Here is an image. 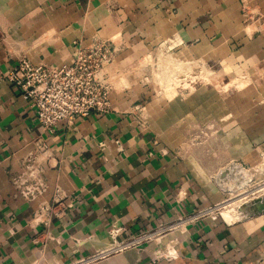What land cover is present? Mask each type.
Returning a JSON list of instances; mask_svg holds the SVG:
<instances>
[{"label": "crops", "instance_id": "obj_1", "mask_svg": "<svg viewBox=\"0 0 264 264\" xmlns=\"http://www.w3.org/2000/svg\"><path fill=\"white\" fill-rule=\"evenodd\" d=\"M95 33L123 40V68L161 42L218 61L230 70L223 78L247 73V86L227 94L247 100L248 108L215 112L221 123L208 125L203 104L192 107L205 100L195 92L169 104L162 121L155 120L160 109H153L150 123V94L115 86L110 112L92 111L43 132L6 74L23 55L34 63L69 62ZM197 129L220 133L221 150L242 164L264 158V0H0V264L67 263L106 245L114 223L128 239L219 202L215 166L221 162L210 165L207 151H192L189 138ZM40 134L48 143L36 154L45 198L52 201L58 188L66 208L48 224L34 216L37 202L23 198L15 184ZM223 219L188 220L172 236L94 264H264V211ZM168 251L177 257L154 259Z\"/></svg>", "mask_w": 264, "mask_h": 264}, {"label": "built area", "instance_id": "obj_2", "mask_svg": "<svg viewBox=\"0 0 264 264\" xmlns=\"http://www.w3.org/2000/svg\"><path fill=\"white\" fill-rule=\"evenodd\" d=\"M123 45V40L115 36L95 33L88 44L76 47L69 62L34 63L28 56H20L14 67L6 74V80L19 90L21 97L34 110L43 132L50 133L59 122L70 123L77 118L89 116L92 111L104 114L113 109L110 94L115 86L110 77L113 65L124 49ZM47 145L43 134L33 140L32 151L28 153L23 171L15 184L23 198L37 202L34 216L44 219L48 224L53 216L61 218L66 208L65 205L61 206L64 196L58 188L52 201L45 198L48 186L43 178L44 169L37 161L36 154L45 152ZM232 168H240L246 172L238 162H231L228 168L220 173L218 185L230 196L232 192L240 190L252 180L248 175L244 178L233 176L235 185L231 190H227L228 182L223 185L220 179L226 177L227 181H231L229 172ZM224 200L226 199L204 206L194 214L180 216L176 222L159 224L150 230L134 234L128 239L121 238L125 228L114 223L108 230L106 245L67 263L57 264H94L128 248H143L158 241L177 226L186 224L188 220L206 215L219 218L221 216L219 205ZM58 206L61 207L57 209ZM176 257L175 251H169L156 254L154 259Z\"/></svg>", "mask_w": 264, "mask_h": 264}, {"label": "rangeland", "instance_id": "obj_3", "mask_svg": "<svg viewBox=\"0 0 264 264\" xmlns=\"http://www.w3.org/2000/svg\"><path fill=\"white\" fill-rule=\"evenodd\" d=\"M161 44V42L159 44H154L151 50L141 55L139 58H136L134 62L128 64L127 68L119 66V60L117 59L116 63L113 65V72L110 77L114 86L118 88L123 86H129L133 89L142 87L150 94L151 97L145 109V113L147 114L146 117L150 123L153 120L151 116L152 111L160 109L161 115L160 117L156 116L155 120L162 121V114L169 108V104H173V102L183 96V94H194L195 92H201L205 100L202 102H192V107L197 108L199 103L203 104L202 109L206 108L207 112L205 115V120L207 122L205 124L208 125L219 123L220 120L213 117L215 112L220 113L223 110L248 108L247 100L238 98L236 94L233 95V97L230 96L231 94H227L230 90L235 92L236 89L245 88L247 86V82H249L247 73L239 76L238 72H236L237 70H235L237 74L230 72L227 74L228 78H223V72L230 70L221 69V65L218 61L205 62V59L201 60L200 54L195 55L190 53V51L186 53L179 52L172 45L165 48L161 46ZM219 92H223L224 94L225 100L223 103L220 97L221 93L219 94ZM258 92L259 91L256 93L258 94ZM181 108L183 107L181 106ZM174 109L177 113L180 108L176 106ZM228 119V116H225L223 120L228 121ZM205 124L198 123V125ZM183 135L185 134L178 133L177 137ZM220 137L221 134L218 132H213L208 129L207 131H199L197 129L191 133L189 138L192 141V151L194 153L199 155L200 149H203L208 152L207 161L210 165H214L215 162L218 161L221 162V165L215 166L216 169L219 168V172L215 175L216 184H219L220 173L228 168L231 162H238L246 172L240 168L230 169L229 178L231 181L228 183L231 184L234 182L233 176L243 178L248 175L252 180L248 183L249 186L245 185L244 188L255 187L254 190L261 188L262 184L264 185V158L256 161L257 164L255 166L242 164L240 160L237 161L229 156L227 149L225 150L223 148L221 150L222 143L220 142ZM219 150H221L220 153ZM220 181L225 185L223 178H221ZM221 191L223 194L222 199L226 200L222 201L219 206H223L236 197L241 196V194L230 196L226 195L222 189ZM253 199L251 198L250 201ZM221 216L220 218L223 219Z\"/></svg>", "mask_w": 264, "mask_h": 264}, {"label": "bare ground", "instance_id": "obj_4", "mask_svg": "<svg viewBox=\"0 0 264 264\" xmlns=\"http://www.w3.org/2000/svg\"><path fill=\"white\" fill-rule=\"evenodd\" d=\"M165 62V61H164ZM167 65V64H166ZM165 66V65H164ZM166 67V66H165ZM249 177V176H248ZM226 178V177H225ZM223 178L224 183L229 182L227 179ZM244 178V177H243ZM250 178V177H249ZM249 181V180H248ZM247 181V183H248ZM235 184L232 182L231 184L227 183L226 188L227 190H231ZM249 186V184H246ZM235 188V187H234ZM255 188V187H254ZM254 188H241L240 190H236L232 192V195L236 194H241V196L236 197L233 199L231 202L220 206V214L228 221V222H233L236 221L239 218L242 219V217L246 214L243 212L241 209L244 204L248 203L250 199L252 198H257L259 196L264 195V185L261 186L258 190H254ZM230 192V191H229ZM251 197V198H250ZM181 229V228H180ZM182 230V229H181ZM173 233V232H172ZM172 233H169L171 236L173 235ZM92 240V239H91ZM94 240V239H93ZM161 240V239H160ZM101 243V242H100ZM97 246L99 244L95 243ZM94 244V246H95ZM103 244V243H102ZM95 246V247H97ZM165 247V246H164ZM99 248V246H98ZM161 248V247H160ZM166 249V247H165ZM169 249V248H168ZM158 250V249H157ZM167 250V249H166ZM165 251V250H164ZM169 252V251H168ZM161 253V252H160Z\"/></svg>", "mask_w": 264, "mask_h": 264}, {"label": "water", "instance_id": "obj_5", "mask_svg": "<svg viewBox=\"0 0 264 264\" xmlns=\"http://www.w3.org/2000/svg\"><path fill=\"white\" fill-rule=\"evenodd\" d=\"M246 215H254L264 211V195L254 198L250 202L243 205L242 209Z\"/></svg>", "mask_w": 264, "mask_h": 264}]
</instances>
